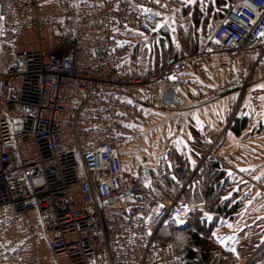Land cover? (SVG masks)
Masks as SVG:
<instances>
[{"label": "built area", "instance_id": "obj_1", "mask_svg": "<svg viewBox=\"0 0 264 264\" xmlns=\"http://www.w3.org/2000/svg\"><path fill=\"white\" fill-rule=\"evenodd\" d=\"M175 4L0 0V264H179L162 226L186 223L194 208L222 225L209 202L191 205L181 195L245 105L264 116V0H237L197 53L187 45L159 71L135 50L134 35L156 30L160 12ZM214 54L234 68L213 82L194 79L187 93L200 105L236 94L232 115L193 167L175 166L176 197L137 214L133 188L147 178L128 177L127 151L164 110L169 74L182 76L194 61L204 76ZM184 117L177 111L173 144ZM160 159L172 161V151ZM128 188L134 195H124ZM262 250L264 241L248 259Z\"/></svg>", "mask_w": 264, "mask_h": 264}, {"label": "crops", "instance_id": "obj_2", "mask_svg": "<svg viewBox=\"0 0 264 264\" xmlns=\"http://www.w3.org/2000/svg\"><path fill=\"white\" fill-rule=\"evenodd\" d=\"M178 1H180V6H177L176 8H182L185 5L193 4L197 0H176V2ZM200 2L204 6H207L212 2L213 10H215V0H200ZM226 2L224 8L228 10L233 5L229 7L226 5ZM227 10H225V12ZM176 11L177 9H173V7L166 10V12H168L166 15H168L169 20L179 17V15L175 14ZM180 17L184 20V26L186 27V23L190 21V16L183 13L180 14ZM163 20L166 19L164 18ZM169 20L167 21L168 23ZM178 33L180 36L176 38L175 34L172 33V41L176 43L177 46L170 54L181 53L185 50L187 45L193 53H197L212 34L211 33L208 37H205L200 32L198 35V43L193 41V43L190 44L189 41L186 42L183 40V35L187 33L186 28L183 32L179 31ZM134 36L137 38L135 40L139 39L143 42L151 39L150 36H144L138 32ZM135 44L136 41L134 42V45ZM165 49L166 51L171 50L168 49V47ZM144 59H147L148 64L152 66H157V64L160 65V68L162 67V61H164V58L158 53H152ZM205 67V75L201 76V74H199L195 69L194 61H190L186 72L181 76L183 78L181 83H176L171 80L165 83L163 86L164 110L156 112L148 118L147 122L141 127L144 134H154V136H157L159 133L160 136L162 133L166 132L164 145L171 143L170 136L174 126V119L177 111L179 110H182L185 113V124H187L189 120H196L197 123L199 120L207 121V129L205 130H201L199 127L193 125L204 133H207L208 130L212 129L213 131H222L225 128V123L227 122L235 104L236 94L224 96L211 104L200 105L194 102L189 97L187 92L189 88L188 85H190L194 79H198L206 83L213 82L217 73H224L233 69L234 62L228 60L222 54H214L207 57ZM182 83H185L184 87H181ZM173 85H175L176 91H178L177 96L176 93L174 96L169 94L170 89L172 90L171 86ZM167 98H171L172 100L168 102L165 100ZM241 112L244 115H247V117L243 115L246 121V127L241 130L239 134L235 133L233 128H229L223 141L221 142V145L217 148L215 153V157H217L216 159H218L222 168L227 170L231 184L236 188L239 187L235 196L237 198H243L239 208L235 212L231 213V217L226 219L223 225L227 231L232 232V236H235V232L241 229V240H245L249 233H254L259 236L262 241H264V196L261 190V185L264 184V116L259 118V116L250 113L247 105L242 108ZM217 120H219V122ZM189 125L190 123L187 124V130L184 125L185 132L183 137H185V139H183V144L181 143L182 137L175 143L176 147L174 148H177L179 151L185 150L189 154L190 163H192V161L196 160V158L191 152V149L186 146L191 140V137L185 136L186 133L190 134ZM141 139L143 141V135ZM158 140L159 137L155 138L154 142H157ZM142 141H140L138 145H140ZM191 156L193 158H191ZM227 161L230 162V164ZM255 258V256L250 260L248 257L243 260L240 258L239 264H264V256H258L256 260H254Z\"/></svg>", "mask_w": 264, "mask_h": 264}, {"label": "trees", "instance_id": "obj_3", "mask_svg": "<svg viewBox=\"0 0 264 264\" xmlns=\"http://www.w3.org/2000/svg\"><path fill=\"white\" fill-rule=\"evenodd\" d=\"M225 2L226 0H215V10H213L212 2L208 4L209 6H204L201 4L200 0L195 1L193 4H188L182 7L183 13L190 16V21L186 26L189 36L188 41L190 44H192L193 41L198 43V35L200 32L206 37V32L208 31L209 25L213 22L212 20L216 21L219 19V17L224 15ZM177 6H180V1L175 4V7ZM160 13L164 15L168 14L163 12ZM168 40L171 42V45L168 47V49L171 50L166 51L164 48L161 51H154L155 54L158 53L164 58L161 68L158 64L157 66L153 65V67L159 71L166 68V60L172 55L170 53L175 50L177 46V44L172 41V36L169 37ZM245 127V118L241 120V118L238 117L233 120V123L230 126V128H233L237 134H239ZM189 146L191 152L196 158V161L197 159L202 158L209 147L207 133H204L198 128H193L191 131V140ZM173 149V159H175L176 165H184L191 168L196 164L195 160L194 162L190 163L189 154L185 150L179 151L177 148ZM147 167L142 169L140 173L143 175L144 170L148 169L150 173V179L147 178L146 183L143 184L136 182L133 188L135 194L134 197L139 201V203L135 206L134 212L140 215H145L151 208L157 205L158 201H160L162 198L174 199L178 192L177 183L174 177V169H170L168 165L163 166L161 161L156 163L155 166L150 165ZM237 190H239V187L236 188L231 184L227 170L222 168L218 159L215 157H209L205 161L204 168L196 172L189 187L182 193L181 198L184 200L188 199L187 201L192 200L194 204L206 200L217 213L222 215L225 219H228L231 217V213L235 212L243 201V198H237L235 196L236 192H238ZM140 202L148 204L145 206ZM188 223L189 225L185 228H177L174 223L165 224L159 229L158 234L161 235L160 231L162 228L171 227L176 233L185 234L189 239L195 240L198 244L201 240H204V238H202L204 234L207 238L210 235L212 236L215 227L219 228L212 223L202 220L201 214L195 209L189 213ZM258 238L259 236L255 235L254 233H249V235H247L245 238L248 239L246 243L249 245L247 246H251L250 249L253 247L251 249V253L262 242V240L260 238L259 240ZM202 247L203 248L200 250L187 249L182 256L179 255L176 249L179 258V264H239L240 259H238L237 254H235L233 251L230 252L225 250L223 253L218 251L217 248H205L203 245ZM242 247H245V245ZM214 252L215 254H213ZM258 256H264V250L259 252L256 255V258ZM256 258L254 260H256Z\"/></svg>", "mask_w": 264, "mask_h": 264}, {"label": "rangeland", "instance_id": "obj_4", "mask_svg": "<svg viewBox=\"0 0 264 264\" xmlns=\"http://www.w3.org/2000/svg\"><path fill=\"white\" fill-rule=\"evenodd\" d=\"M226 1H227L226 5L231 7L232 5L235 4L236 0H226ZM175 14L179 15V17L173 18L171 20H169V18H166V21L169 20L170 26H174V28H176V30L178 32L179 31L183 32L184 29L187 27L184 26L185 22H183L184 20L180 17V14H183L182 8H179V11H176ZM161 16H163L165 18L164 14H161ZM222 18H223V16L219 17V19H217L216 21L213 20V22L208 27V31L206 32V34H207L206 37H208V35H210L212 33L213 27L219 21H221ZM162 21L163 20H161L159 22V25L163 24ZM186 25H187V23H186ZM144 42H146L145 47H147L148 49H152L154 47V45H153L154 39L151 38L150 40H146ZM146 62H147V60L145 59V63ZM184 86H185V83H182L181 87H184ZM171 88H172V90L170 89L169 94L170 95L172 94L174 96V94L176 93V96H177L178 91H176L175 85L171 86ZM173 96H172V99H173ZM172 99L167 98L165 100L170 102ZM217 121L219 122V120H217ZM227 122H228V119H227ZM188 123H190V125H189L190 134L186 133L185 134L186 137H191V131L193 130V128H195L193 125L199 127L201 130H205V129H207L206 124H208L207 121H202V120H199L198 123L196 120H194V121L189 120L187 122V124ZM187 124H185L186 130H187ZM210 131L211 130H208V132H207L208 135L211 133ZM146 134L143 133L144 139H143V141L141 139L142 142L140 145H137L136 148H129L127 151L128 159L126 161V166H127L129 178H131L133 175H134L133 178H135V179L138 178L137 177L138 175L141 176L140 171L142 169H144L147 166H150L151 164L153 166H155V164L159 162L158 157H160L161 154L174 150V149L170 150V149H168L167 145H164V139L166 137V132L162 133L160 136H159V133L157 134V136L156 135L154 136V134H150V135H148V134L146 135ZM158 137H159V140L157 142H154V139L158 138ZM183 141L184 140H181L182 144H183ZM174 147H176V146L174 145L173 148ZM191 158H193V157L191 156ZM192 162H194V161H192ZM228 163L230 164V162H228ZM162 199H165V198H162ZM162 199H160V201ZM186 200H188V199H186ZM160 201H158V203ZM189 201L188 202L191 205H194V202L192 200H189ZM131 202H133L134 204L139 203L137 198L132 199ZM140 203L145 205V206L148 204V203H142V202H140ZM158 203H157V205H158ZM160 232H161V235H163V237H165L167 240H169V241L173 242V244H175L176 249H177L180 256H182L186 252L187 249L200 250L203 248L202 245L205 248H208V247H211L212 249L217 248L218 251L223 252V253L225 250H228L230 252L233 251L235 254H237L238 259L241 258V260H243L247 257H250L252 255L250 253H251V249L253 247L250 249L251 246H249V247L247 246V245H249L248 243H246L248 241V239H245V240L240 239L241 238L240 235H242L241 229H239L238 231L235 232V236H232V232L227 231L225 229L224 225H220L219 228L215 227V229L212 233V236L210 235L206 238L205 234H204L202 236V238H204V240H201L200 243H198V244L195 240L189 239L187 235L176 233L171 227H169V228L164 227L161 229ZM217 237L223 238L224 242L221 243V241L218 240ZM242 244L245 245V247H242L243 246ZM251 244H253V243H251ZM213 254H215V252Z\"/></svg>", "mask_w": 264, "mask_h": 264}, {"label": "water", "instance_id": "obj_5", "mask_svg": "<svg viewBox=\"0 0 264 264\" xmlns=\"http://www.w3.org/2000/svg\"><path fill=\"white\" fill-rule=\"evenodd\" d=\"M162 27H163V24H160V25H158V27H157L156 30H154L153 32H151V36L154 37L155 42H156V45H157V47L160 49V51L163 50V49L165 48V46H166V47H169V46L171 45V42H170V40H168V39H167V40L165 41V43H163V44H161V43L159 42L158 31H160V30L162 29ZM153 49H154V48H152V49H148V50H149V54H150L151 52H154ZM169 80H171V81H177L178 83H181V82H182V79L178 78V77H177L175 74H173V73L169 75ZM179 102H180V100H179ZM173 163H176V161L173 160L172 163L169 162V161H164V162H162L163 166L168 165V167H169L170 169H173ZM144 174H145V176H146L147 178L150 179V173H149V170H148V169H145V170H144ZM124 195H125V196H132V195H134V194H133V192H132V189H131V188H128V189L124 192ZM178 228H182V227H178Z\"/></svg>", "mask_w": 264, "mask_h": 264}, {"label": "flooded vegetation", "instance_id": "obj_6", "mask_svg": "<svg viewBox=\"0 0 264 264\" xmlns=\"http://www.w3.org/2000/svg\"><path fill=\"white\" fill-rule=\"evenodd\" d=\"M172 33L175 34V38L178 37V36H180L179 33H178V31L176 30V28H174V26H170V28H167V27L163 28L160 32H158L159 42H160L161 44L165 43V41H166L169 37L172 36ZM153 39H154V37H153ZM145 45H146V42L140 41V42L138 43V45H137L138 50L141 51V52H143V53H145L146 55H151L152 53H154V52H151V53L149 54V50H148L147 47H145ZM153 45H154V47H153V48H154V49H153L154 51H155V50H160V49L157 47V45H156L155 39H154Z\"/></svg>", "mask_w": 264, "mask_h": 264}, {"label": "snow or ice", "instance_id": "obj_7", "mask_svg": "<svg viewBox=\"0 0 264 264\" xmlns=\"http://www.w3.org/2000/svg\"><path fill=\"white\" fill-rule=\"evenodd\" d=\"M217 239H218V240H220V241H221V243H223V242H224V239H223V238H221V237H217Z\"/></svg>", "mask_w": 264, "mask_h": 264}]
</instances>
